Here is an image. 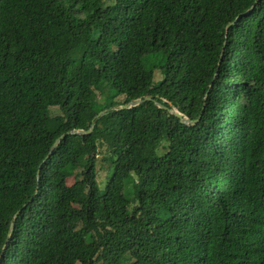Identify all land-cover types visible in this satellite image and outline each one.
<instances>
[{
	"label": "trees",
	"instance_id": "1",
	"mask_svg": "<svg viewBox=\"0 0 264 264\" xmlns=\"http://www.w3.org/2000/svg\"><path fill=\"white\" fill-rule=\"evenodd\" d=\"M0 264H264V0H0Z\"/></svg>",
	"mask_w": 264,
	"mask_h": 264
},
{
	"label": "water",
	"instance_id": "2",
	"mask_svg": "<svg viewBox=\"0 0 264 264\" xmlns=\"http://www.w3.org/2000/svg\"><path fill=\"white\" fill-rule=\"evenodd\" d=\"M253 6H254V4L251 6V8H253ZM249 11H250V10H249ZM241 16H242V15H239L237 18H240ZM230 24H231V23H228V24L226 25V27H228ZM151 99H152V97H151L150 95H144V96L137 97V98H135V99H131V100H129V101H128L127 103H125V104L115 105V106H113L112 108H119V109L131 108V107H134V106H136V105H138V104L144 102L145 100H151ZM155 104L158 105L159 107L166 108V106H164L163 104H160L159 102H156V101H155ZM109 109H110V108L99 111V112L95 115V118L98 117V116H100V115L105 114L106 111H108ZM168 111H169L171 114H173V115H175L176 117H178V118H179V121H180L181 123H191V124H193V123H195V122L198 120V118L191 120L189 117L183 115V114H182L179 110H177L176 108H168ZM92 129H93V123H91L89 129H87V130H84V129H76V130H71V131H69V132L63 133V134H61L60 136H58V137L55 139V141L53 142V144H52V146H51V149H53V148L57 145V143H58V142H59V141H60V140L66 135V134H80V135H83V134H86V133H90ZM50 153H51V150H50L49 154H50ZM49 154H48V155H49ZM48 155H47V156H48ZM36 176H37V179H38V176H39V169L37 170ZM23 207H25V205H23ZM18 213H19V210L16 211V212L14 213L13 217H12V220H11L10 225H9V231H10V233H11V231H12L13 228H14V221H15V219H16Z\"/></svg>",
	"mask_w": 264,
	"mask_h": 264
},
{
	"label": "rangeland",
	"instance_id": "3",
	"mask_svg": "<svg viewBox=\"0 0 264 264\" xmlns=\"http://www.w3.org/2000/svg\"><path fill=\"white\" fill-rule=\"evenodd\" d=\"M96 180H97L98 186L100 188H102L103 185L105 184L106 180H107V172L105 171V169L101 168V169L98 170L97 176H96ZM126 187L130 190V188H129L130 184L129 183L126 184Z\"/></svg>",
	"mask_w": 264,
	"mask_h": 264
}]
</instances>
